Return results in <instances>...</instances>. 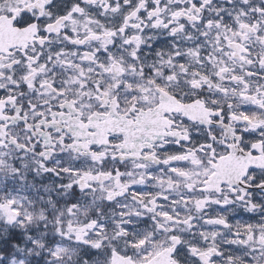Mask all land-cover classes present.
<instances>
[{"label": "snow or ice", "instance_id": "6c2138e0", "mask_svg": "<svg viewBox=\"0 0 264 264\" xmlns=\"http://www.w3.org/2000/svg\"><path fill=\"white\" fill-rule=\"evenodd\" d=\"M0 264H264V0H0Z\"/></svg>", "mask_w": 264, "mask_h": 264}]
</instances>
